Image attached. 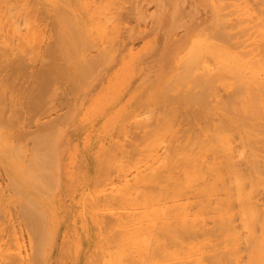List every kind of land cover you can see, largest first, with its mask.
<instances>
[{
  "label": "rangeland",
  "instance_id": "374dc122",
  "mask_svg": "<svg viewBox=\"0 0 264 264\" xmlns=\"http://www.w3.org/2000/svg\"><path fill=\"white\" fill-rule=\"evenodd\" d=\"M84 1L82 0V4ZM109 1L112 2L113 0ZM230 1L231 0H229V2L228 0H163V2H161V0H114L115 3L110 7L111 9L107 8V10L110 11L109 13L113 14L115 12L114 16L108 15L109 20L107 22H109V24H107V22L102 23L105 30L109 29L106 33L108 32L110 36L111 34L113 35L109 38V34L104 33L108 35H105L108 39L104 40L105 37H103L102 40L105 42L107 40V42L101 41V46L104 43L106 47L103 45V49L105 50L106 48L108 52H103V50L97 52L100 57H98L96 62L101 63H99L100 66L97 65L98 63L94 66L99 67L98 70L96 67H94V69L88 68V71L91 69V72L87 73V76H83L86 78L92 75L88 81L84 78L86 82L83 84H81V81H84L83 78L82 80L80 78L78 84L77 82L73 84L70 81L68 84L62 83L58 92L59 94H56L57 97L59 95V98H57L58 100L55 96V99L52 101L49 98L51 97L50 95L46 97L47 94L46 96L43 95L44 91L41 93L45 88L41 86L42 84L39 85V83L41 79L43 80L47 63H49V65L52 64V66H58L60 64L65 65L66 62L59 57L51 61L50 58H48V54L51 52L47 51L48 47L55 44L56 40L60 38L58 37L60 36V28L62 29L60 19L63 18L62 20H64L68 18L74 21V17L83 14L85 11L83 7L85 8L86 4H83V6L78 4L76 0H70L69 4H64L65 0H33L32 3H29V5L33 4L32 6L34 8L29 10L31 6H28V8L30 7L28 9L29 11H27V9L25 11L34 13V19L33 15H31L34 26L32 21H30L29 26L30 30L34 28V41L36 39L34 42L35 45H33L34 51L32 45L27 44V46H29L28 48L25 44L21 47V56H17V59L24 58L21 60L22 62L13 64L10 67L5 63L2 65V71L0 73V95L4 96L5 93L7 96L6 99L8 100L12 89L24 87L34 81V88L39 90V87H41L39 92L42 94L39 93L41 95L40 97L38 96L39 94L37 95V92H35L37 90L34 91L36 93V96H34L35 102L42 100L45 103L50 99V102H47L48 104L50 103L49 106H59L56 110L57 112H52L49 116V112L47 113V111H49L51 107L47 106L45 110V108H43L44 104H42L43 106L40 105L43 102H40V104H38L40 105L39 113L42 114L44 110L47 115L45 114L42 116L38 112L36 113L39 107L34 108V110L36 109L34 111V118L30 120V125L27 124L29 121H26L25 129L27 131L29 127L31 128L34 126V129L33 127L31 128L32 132L40 133L44 131L45 133L43 135L41 133L40 136H44L45 143L46 140L49 141V137H59L61 134L62 136L59 138L62 137L64 140L70 139L69 137L72 138V143L70 147L67 148V151L64 154L60 153V161L63 166L72 165L70 176L74 178V183L65 177L63 167L62 169L59 168L57 176L54 175L56 172L54 168L50 167L49 163L52 161L55 163V158L53 160L52 157L48 159L47 167L41 168L38 175L34 176V179L40 178L46 183L45 190L49 191L52 199L50 205H53L55 208L53 210L51 206L42 205L43 210L41 213L45 216L46 228L49 232L47 240L42 241L39 234L45 235V233L40 229L38 221H34L33 227L31 220L24 214L23 206H25L26 203L22 200L23 206L20 205L21 201L17 198L15 188H12L9 184L10 179L8 178L10 177H7L8 174L6 173L8 172L5 171L7 168L4 162L0 161V188L5 192L3 195L8 203L10 202L13 214L17 213V215L15 214L16 217L19 215V218L17 217L18 219H15L13 215L10 216L9 214L2 213L0 218L3 224L1 223V225L4 228L6 226L7 228L9 226L15 228V224L18 225H16V228H18V236L25 261H30L29 264H47V261H49L48 264H67L62 261H53L56 258H54V255L59 253V249H57L58 244L54 245L55 248L54 246L51 247V244L53 241L56 242V239L58 243V238L62 237L68 229L69 233L65 245L67 247L72 246L73 248L68 250L72 251L74 254H78L79 257L83 256V258L86 257L91 261H100L101 259L104 261H113L116 253H120V256L127 254L128 250L126 244L120 245L117 249L114 247L112 235L115 231H112L113 228L107 231L103 229L99 231H90L85 234V231L78 228V224L69 226L68 222L74 217H77L79 220V215L74 214L75 210L79 208L78 205H76V199L85 185V180L79 169L80 165L81 167L85 165L92 167L96 163L97 165L110 169L109 173L111 176L107 175V185H99L101 188L98 190L93 189L95 188L93 187V178L96 177V175L91 171H87L93 176L90 177L88 191L95 199V203L105 196H114L115 198L122 194L146 190L145 179H152V176L163 162L170 159L168 162L169 167L175 165L177 168L181 165V168H183L182 166L184 163L181 158L176 160L180 150L185 149L184 151L186 152L187 149L195 144L194 146L197 148L192 146L193 149H199V151L203 153L204 149L202 146H204V143H206V146L209 143L208 150L219 147L220 143L216 141L217 138L214 137L216 135L212 133L216 129L218 132L221 131V127H223L225 123L222 120H224V118L227 121V119L230 120L237 117L250 116V114L242 111L244 108L242 103L248 104L249 98L254 100L253 102L255 103L264 101L263 99L261 100V95L264 94V92L261 93L264 86L261 85L263 88L260 87L261 90L257 88L260 86L259 81L264 78V68L260 70L262 66L264 67V64L259 66L257 71L254 67H252V69L250 67L251 62V66H255L256 64L254 63H259V65L264 63V58L261 60V56L263 55L264 57V54L261 53L263 52L262 48H264V41L262 42L264 38V36H262V33H264V17L260 15L259 18L258 16L260 13L258 8L261 9V3H259L258 0L257 2L259 4L256 3V0V4L254 0H234L241 5L238 4L236 8H234L235 3L233 4L234 6L231 5L234 11L232 7H229L230 4L228 3H230ZM84 3H86V1ZM140 3L141 9L138 8ZM63 4L68 7L72 6L70 9L68 8L71 14L68 15L66 13L67 8ZM159 4L163 6L166 4L165 7L168 14L175 13L177 15V20L179 21L176 23L177 26H175L172 32L167 33L166 30L157 31L152 27L153 19L151 16L157 11ZM170 4L172 5L170 6ZM258 5L260 6L258 7ZM57 8L59 10H57ZM5 9L6 8L0 12V50H6L5 48L15 46L18 44L20 36H25L26 34L27 37L29 33V27L27 26L29 23H27L25 19H21L20 24L15 25L13 23L10 25L11 23L8 20L10 16L6 15ZM230 10H232V13L229 12ZM57 11H60V13L58 14ZM261 12L264 13V7H262ZM58 15H62V18ZM58 17L60 21L57 20ZM241 17L246 19V21L242 20ZM239 18L240 22H244V25L238 23ZM69 25L73 26L74 24L71 23ZM107 25H111V27ZM112 25L115 27L112 28ZM26 26L28 28H26ZM73 27H75V25ZM73 27H71V29H74ZM111 28L114 32H110ZM116 29L118 31H116ZM239 30H242L243 33L241 34ZM236 31H238V34H235ZM165 36H167V38ZM118 40H121L122 44L120 43L121 41ZM115 45L117 49L114 48ZM30 46L32 47L30 48ZM119 47L121 49H119ZM258 49L261 50V52L260 50L259 52L262 55L259 54L260 58L257 54L256 59L259 61L256 62L253 56L258 52ZM243 50H245V52H243ZM239 53L243 56L245 53H252L253 55L245 54V56L249 55L250 58L249 56L241 58ZM258 57L260 59H258ZM220 58H222V60ZM248 58L255 61L253 62L251 60L249 63ZM229 64L232 68L230 70L233 71L232 73L227 70L230 69ZM32 70H34V78L27 77ZM226 70L229 73L226 72ZM234 71L236 73L238 72V74H235ZM256 72H261V77L263 76L261 80L258 79L260 76L257 74L255 76ZM233 74L235 75L233 76ZM213 75L216 77L212 78ZM216 78L217 80L214 81ZM99 79H102V82L98 84ZM210 79L214 80L212 81ZM245 79L247 82L248 80L251 81L249 83L250 85H247L246 81L243 83ZM239 80L243 81H241L243 85L241 82L239 83ZM210 82L216 83L211 84ZM263 82L264 80H262V83ZM253 87L258 90L256 89V91ZM247 88L250 90L247 91ZM257 92L260 94H256ZM45 93L46 91L44 94ZM241 93H244L242 94L244 98L241 96ZM14 99L18 100L16 97ZM45 99L47 100L45 101ZM5 100H3V102ZM11 100L12 99H10L8 103L11 104ZM244 100H247V102ZM57 103L59 104L57 105ZM76 104H78L77 107ZM252 114L253 115L249 118L259 122L260 112L254 108ZM39 118H42L41 120L43 121H39ZM52 118H54L53 121H51L53 124L50 127L48 126V128L46 127L48 130H44L43 128L42 131V128L37 125L40 122H46L48 119ZM209 120H212V122L209 123L210 126L208 124ZM15 124L12 130L13 134L15 128L17 130L20 127L17 126L20 125V123L17 125ZM206 126L209 127L206 128ZM35 128L39 130V132H37ZM209 128L214 129V131L212 132ZM201 129L204 131L205 138L202 133H199L203 132ZM206 130L207 132H205ZM260 131H264V128L260 127ZM18 132L19 137L12 134V141L15 136L17 140L20 138V131ZM195 132L198 134L196 133L193 140L192 137ZM26 133L28 134V131ZM199 134H202L200 135L201 137L203 136L202 139ZM211 134L213 137H211ZM46 135L47 138H45ZM40 136L38 135V138H40ZM41 139L42 138H40V140ZM203 139L205 142L201 141ZM234 139L235 142H237L236 139H238V137ZM36 140H34V143L39 141L37 140V142H35ZM191 140L193 141L192 145H190ZM197 140L200 142L198 143ZM24 141L25 137L20 142ZM29 141L32 140H27L22 145H25V143ZM16 142L15 139V143ZM239 142L240 139H238L236 145L239 146ZM32 143L33 142H29V144ZM260 144L264 145V142H260ZM260 144L259 154L263 161L264 146ZM44 145L41 146L43 150L40 152L43 153L44 151V154H47L45 150H47L48 147ZM241 146L238 147V149L241 148ZM190 149L187 152H191ZM57 158H59L58 154ZM210 160L212 161V158H210ZM241 163L238 164L240 166L246 164V167H243L245 165L242 166L246 171L247 162ZM8 184L10 185L9 187L12 188L11 190ZM7 188H9V190ZM263 191L259 194V200L261 202H264ZM261 194L263 196H261ZM16 202L19 203L17 204ZM62 208L69 210L72 216L70 220L62 215ZM83 208L85 212L84 203ZM118 208L122 207L118 204H86L88 213L92 212L94 214L91 216L92 218L102 213L108 215L107 218L111 217L112 212L114 211L116 213ZM12 216L13 223L10 222ZM97 217L99 219L101 218L99 216ZM5 218L6 221H4ZM5 222H9V224L6 225L7 223L4 224ZM28 229L32 231L34 240L33 248L29 240ZM36 229H38V232L35 231ZM62 231H64V233L60 234ZM83 247H86L89 251H84ZM86 252L89 253V256ZM53 253V260L49 259V254ZM4 257L5 253L0 251V264ZM70 264L77 263L76 261H70Z\"/></svg>",
  "mask_w": 264,
  "mask_h": 264
},
{
  "label": "bare ground",
  "instance_id": "6f19581e",
  "mask_svg": "<svg viewBox=\"0 0 264 264\" xmlns=\"http://www.w3.org/2000/svg\"><path fill=\"white\" fill-rule=\"evenodd\" d=\"M32 1L33 0H0V12L4 8H6L5 13L6 15L10 16V18H8L9 22L11 23L10 25H12L13 23L15 25L20 24V20L25 19L27 23H29V25L26 23L29 27L30 21L34 19V13H29L25 10L27 9V11H29L34 8L32 6L33 4L29 5V3H32ZM69 1L70 0H65L64 4H69ZM76 1H78V4L81 5L86 4L85 8L83 7V10L85 11H82L83 14H80L78 17H74V21L73 19L68 18L62 20V15H58L62 18L60 19L58 17L57 19L61 20L59 21L61 22L60 25L62 29L60 28V36H58L60 38L56 40L55 44L50 45L47 50L51 51L48 54V58H50L51 61L54 58L59 57L61 59H64L66 62L65 65L56 64L58 66L53 65L54 67L52 66V64L49 65V63H47L43 75V80L41 79L39 83V85L42 84L41 86L45 88V90H42L41 93L43 91H46L45 94L43 92V95L46 96L47 94L46 97H49L50 95L51 97L49 98L51 99V101L55 99L54 97L59 92L62 83L68 84L70 81L73 84H76V82L78 84L80 78L81 80L82 78L84 80L85 76L83 75L87 76V73L91 72V69H89L90 71H88V68L94 69V67H96L94 65L98 63L96 62V60L100 56H98L97 52H100L101 50H103V52L107 51L106 48L105 50L103 49L104 47H106L104 43L101 46V41L108 39L107 37H105V35L109 34L108 32L106 33V31H109V29L105 30L104 26H102V23L107 22L110 15L114 16L115 12L111 14L109 13L110 11L107 10V8L109 9L110 7H112V5H114V0H111L112 2H110L109 0H85L86 3H84L85 1L83 0V4L82 0ZM231 1L230 3H228L229 0L227 2L228 4H230L229 7H232L231 5L235 3V6H233L234 8H236V6H238L239 4L238 2H236L237 0H233L232 3ZM258 1L259 3H261V6L258 5V7L260 6L262 9V7H264V0ZM161 2H163V0H161ZM256 3H258L257 0ZM24 5H27L26 8ZM165 5L163 6L159 4L158 8L156 7L157 11L154 12L151 16V18L153 19L152 27H154L157 31L166 30V32L169 33L175 29V26H177L176 23H178L179 20H177L178 18L175 13L168 14ZM171 5L172 4H170V6ZM28 6H31V8L29 7V9ZM64 6H66L67 8L66 13L68 15L71 14V11H68V8L70 9V7L72 6ZM140 7L141 3L139 4L138 8ZM234 8L232 7V10H234ZM258 9L260 10L259 15L257 14L259 18L260 15L264 17V13L261 12V9ZM57 10L59 9L57 8ZM232 10H230L229 12H231ZM57 12L58 14L60 13V11ZM31 15H33V19ZM262 16L261 19L263 18ZM241 19L246 21V19L242 17ZM239 20L240 18L238 19V21ZM71 23L74 24L75 27H73L74 25H69ZM238 23L240 24L242 22L239 21ZM32 24L34 26V21H32ZM107 24H109V22H107ZM68 25L73 27L74 29H71V27H69ZM241 25H244V22ZM27 26L26 28H28ZM107 26L111 27V25ZM113 27L115 26L112 25V28ZM112 28L110 29V32H114L112 31ZM116 31L118 30L116 29ZM239 31H241V34L243 33L242 30ZM28 32L29 33L27 37L26 34L25 36H20L18 44H16L15 46L5 48L6 50H0V73L2 71V65L4 63L7 64L8 67H10L13 64L22 62L21 60H23L24 58L17 59V56H21V47H23V45L26 44V47L28 48L29 46H27V44H30L32 46L35 45L34 42L36 41V39L34 41V28L30 30L29 27ZM235 34H238V31H236ZM262 34V36H264V33ZM112 35L113 34H111V36ZM111 36L109 34L108 37L110 38ZM103 37H105L104 40H102ZM165 37L167 38V36ZM124 40L126 41L125 38ZM263 41L264 38L262 42ZM120 43L122 44V41ZM32 46H30V48ZM114 48L117 49V46L115 45ZM119 49L121 48L119 47ZM260 49H258V52ZM262 50L264 52V48H262ZM243 52H245V50H243ZM258 52L255 54V56H253L255 57V59L257 54L259 56L261 50L259 53ZM263 52L261 53L264 54ZM245 54L253 55L252 53ZM239 55H241V58H246V56H249L246 55L244 57L241 53H239ZM259 57L258 59L262 57L261 60H263L264 58L263 55L260 58ZM220 59L222 60V58ZM251 60L252 59H249V63L251 62ZM257 61L259 60L256 59V62ZM99 63L97 65H99ZM251 63V69L252 67H254L256 71L259 66H262L264 64L262 63L261 65H259V63H254L256 65L251 66ZM98 68L99 67H96L97 70ZM263 68L264 67L262 66L260 70H262ZM231 69L232 68L230 66V69L227 70L230 71ZM227 70L226 72H228ZM235 71L234 73L238 74V72L236 73ZM232 72L233 71H230V73ZM235 74H233V76ZM256 74L260 76V78H258L259 80H261V78L264 76L263 75L261 77V72H256L255 76ZM91 75H89V77H86L85 79L88 81V79L91 78ZM27 77L34 78V70H32L27 75ZM215 77L213 75L212 78ZM216 80L217 78L214 81ZM262 80H264V78ZM262 80L259 81L260 86L257 88H260L261 85L264 86V82L262 83ZM241 81L239 80V83ZM245 81L246 79L244 80V82H242L245 83ZM84 82L86 81H81V84H83ZM101 82L102 79H99L98 84ZM242 82L241 84L243 85ZM250 82V80H248V82L246 81L247 85H250ZM210 83L213 84L214 82ZM40 88L41 87H39V90H41ZM261 88L259 90H261ZM39 90L34 88L33 81L32 83L24 87L12 89L10 98L8 100L6 99L7 96L5 95V93L4 96L0 95V161L4 162L7 168L5 171L8 172L6 173L8 174L7 177H10L8 178L10 179L9 184L12 186V188H15V191L17 192V198L21 201L20 205L23 206V201L24 203H26V205L23 206L24 214L31 220L33 227L34 221L39 222L40 229L45 233V235L39 234V236L42 241H46L49 232L46 228L45 216L41 212L43 210L42 205L51 206L50 201L52 199L50 197L49 191L45 190L46 183L40 178H37L38 180L34 179V176L38 175L41 168L47 167L48 159L52 157L53 160L55 158V163L54 161L49 163L50 167L54 168L56 172L54 174L55 176H57V173H59V168L62 169L63 167L65 177L73 183L74 178L70 176L72 165L63 166L60 161V153L64 154L67 151V148H69L70 144L72 143V138L68 136L70 139L64 140V138L62 139V137L59 138L60 136H62V134H58L59 137H49L50 139L49 141L46 140V144L45 139L43 138L44 136H40L41 133L42 135L45 133L43 131V128L44 130H48V126H52L53 123L51 121H53L54 118L48 119L50 121L47 120L46 122H40L37 124L40 126V128H42L43 132H32L31 128L33 127L34 129V126H32L31 128L29 127L27 129L28 134L26 133V121H29V123L27 124L30 125V120L34 118V111L36 110H34V108H37L42 104H44L45 107L43 105L42 106L43 108H45V110L47 106L51 107V105L49 106L50 103H47L50 102L49 98V100L45 99V101L47 100V102L45 103L42 100L35 102V92H37L38 95L40 93ZM248 90L250 89L247 88V91ZM258 92L256 94L259 95L260 93ZM263 92L264 89L261 93ZM40 94L38 96L41 97L42 94ZM242 94L244 93H241V96ZM45 96L42 97L46 98ZM15 97L18 100L14 99ZM242 97L244 98V96ZM3 98H5L6 100ZM57 98H59V95L58 97L56 96V99ZM2 99L5 101L3 102ZM10 99H12L11 104L8 103ZM262 99L264 100V94L261 95V100ZM247 100L244 101L247 102ZM248 101L253 102L254 100L249 98ZM5 102H7L8 104ZM40 102L43 103L40 104ZM249 102H247L248 104L242 103L244 107L242 111H245L251 116L253 115L252 111L254 110V108H256L258 112H260L259 122L251 120L252 118H249L250 116H243L239 118L237 117L230 120L227 119V121L224 118V120L222 121L225 123L224 126L221 127L222 129L220 128L221 131L219 129L220 132H218V130L216 129L215 133L214 129L209 128L212 132L214 131L212 134L216 135L214 137L217 138L216 141H218L220 144L218 142L215 143H218L220 145L219 147L216 146L217 148L208 150L209 143L207 141L208 145L206 146V143H204V146H202L204 149L203 153H205L203 154L201 151H199V149H195V152L192 146L195 145L194 143L196 142V139L193 143L194 145H192L193 141L191 140L190 145L192 146L190 147L191 149L189 148L191 152H187L189 149H187L186 152L184 151L185 149H182L178 152L176 157V160L178 158H181L182 162L184 163V165L182 166L183 168H181V165H179L177 168L175 165L169 167L168 162L170 161V159H168L158 167L157 171L152 176V179H145L146 190H138L136 193L130 192L127 194H122L121 196L115 198L114 196H105L100 198L98 202L95 203V199L88 191V186L91 179L90 177L92 176V174L88 173L87 171H91L96 175V177L93 178V187H95L93 189L98 190L101 188L99 185H107L106 180H108L107 175H110V169L97 165L95 162H93L95 163V165L92 164V167H88L86 165L81 167L80 165L79 169L82 172L83 179L85 180V185L76 199V205H78L79 208L75 210L74 214L79 215V220L77 219V217H74L71 221L68 222L69 226L78 224V228H80L82 231H85V234L90 231H99L100 229L107 231L108 229L113 228L112 231H115V233L112 235V242L114 243V247L117 249L120 245L126 244L128 253L123 256H120V253H116L113 261H104L103 259H101L100 261H91L86 257H79L78 254H74L72 251L68 250H71L73 248L72 246L67 247L65 245L67 242V235L69 233L68 229L65 233L64 231L60 232V234H64L62 237L58 238V243L56 239V242L53 241V243L51 244V247L58 244L57 249H59V253H56L55 255L54 253L49 254L50 256L48 258L53 260L52 256L54 255V258H56L53 261H62L63 263L67 264H70V261H76L77 264H264V202H261L259 200V194L264 190V160L262 161L259 154V144L260 142H264V131H260V127L264 128V101H259L257 103ZM58 104L59 103H57V105ZM77 105L78 104H76V107ZM57 108H59V106L49 108V111H47V113L49 112L48 115L50 113L52 114V112H57ZM37 112H40V107L36 110V113ZM45 112L46 111L43 110V113L39 114H41L42 116H44L45 114L47 115V113ZM41 119L39 118V121H43ZM16 121L20 123V125H17L18 123ZM210 122H212V120H209L208 124ZM14 124L20 126V129L18 128L16 130L15 128L16 133L14 131L13 134L12 130L14 129ZM209 126H206V128ZM18 131H20V134L25 137V141L32 140L29 142L34 143L36 137L39 141L37 142L36 140L35 142L37 143H34L35 145L32 143L33 146L32 144H29V142L25 143V145H22L25 141L20 142L24 139V137L20 135V138H18L19 141L15 136L16 138H13V142V135H17L19 137ZM36 131L39 132V130ZM205 132H207V130ZM196 133L197 132H195L192 139L195 137ZM199 133H202L204 135V131ZM202 134H199V136ZM38 135L44 140H40V138H38ZM47 135L45 138H47ZM211 137H213V135ZM236 137L240 139V144L238 143L239 146L236 145L238 142V139H236L237 142H235L234 138ZM202 138L203 136L201 137V139ZM15 139L17 141L16 143ZM201 141L205 142L204 139ZM199 142L200 141H198V143ZM43 143L46 145V147H48V149L45 150L47 154H44V151L43 153L40 152L41 150H43L41 149V146L44 145ZM260 145L264 146L263 144ZM240 146L241 148L238 149V147ZM204 147H207L206 150ZM194 148L197 147L194 146ZM58 149L60 150V152ZM56 153L58 154L59 158H57ZM210 158H212V161L210 160ZM240 161L242 163L247 162L246 171L243 169V167H246V164H242ZM238 163H241L242 165L240 166ZM9 184L8 187L10 186ZM9 188L7 189L9 190ZM12 188H10V190ZM4 193L5 192L0 188V216L2 213H5L7 215L9 214L10 216L13 215L15 219H18L19 215L17 216V218V213H15L16 215L13 214V209L11 208L10 202L8 203L7 199L4 197ZM261 196L263 195L261 194ZM83 203L85 204V212L83 211ZM89 203H91L92 205L118 204L122 208H118L116 210V213L113 211L111 217L107 218L108 215L102 213L101 215L97 214L95 215V218H92L91 216H93L94 214L92 212L88 213V211L86 210V204ZM51 207L53 208V210L55 209L53 205ZM61 211L62 215L66 216L67 219L70 220V218H72L68 209L62 208ZM13 216L12 218H10L11 223H13ZM97 216L101 218L99 219ZM4 221H6V218ZM1 223L3 224L0 218V251L5 253V257L1 260V264H29L30 261H25V256L20 245L21 242L18 236V228H16L17 224H15V228H11V226H9L10 228H7V226L4 228ZM6 223L7 222H5L4 224ZM8 224L9 222L6 225ZM35 231L38 232V229H36ZM27 232L31 247L33 248L34 240L32 237V231L28 229ZM83 249L84 251H89V249H87L86 247H83ZM86 254L89 256L88 252H86ZM48 263L49 261H47V264Z\"/></svg>",
  "mask_w": 264,
  "mask_h": 264
}]
</instances>
